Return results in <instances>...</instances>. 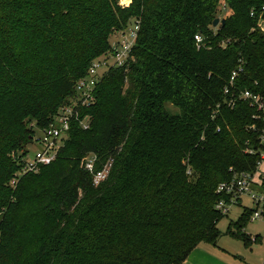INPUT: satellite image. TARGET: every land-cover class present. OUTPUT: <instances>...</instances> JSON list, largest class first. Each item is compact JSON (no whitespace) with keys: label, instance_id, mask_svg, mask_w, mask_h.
<instances>
[{"label":"trees","instance_id":"trees-1","mask_svg":"<svg viewBox=\"0 0 264 264\" xmlns=\"http://www.w3.org/2000/svg\"><path fill=\"white\" fill-rule=\"evenodd\" d=\"M263 8L264 0H0V264H184L197 247L216 246L225 217L217 187L230 168L254 171L259 159L245 149L259 147L264 123L247 103L226 106L224 90L242 66L238 87L264 94V33L251 17ZM135 20L128 66L104 76L57 159L13 186L35 129L76 102L78 81ZM250 216L228 229L246 244Z\"/></svg>","mask_w":264,"mask_h":264},{"label":"built area","instance_id":"built-area-1","mask_svg":"<svg viewBox=\"0 0 264 264\" xmlns=\"http://www.w3.org/2000/svg\"><path fill=\"white\" fill-rule=\"evenodd\" d=\"M226 11V8L223 7L220 19L224 18ZM262 11L260 15H257V12L253 10L251 17L258 18L257 28L264 33V8ZM140 24L139 20H135L125 30L117 32L111 42L110 53L95 60L89 67L87 75L76 84V102L64 106L48 127L35 129L33 144L36 145L37 150L31 157L29 152L21 159L16 157V160L22 164V169L16 174V179L12 181L13 186L16 185L17 178L29 173H37L42 166H48L57 159L63 141L69 135L72 120H79L80 108L89 107L94 103L95 91L104 76L112 69L128 66L137 43ZM195 40L197 44H201L203 38L201 35H197ZM243 73L242 66L232 72L224 90L225 104L229 108H234L239 102L247 103L255 111L254 118L264 123V94L254 90L240 89L238 81ZM217 112L215 111L214 115ZM214 115L213 119H215ZM82 125L84 129L89 128V123L86 121ZM251 128L256 130L254 126ZM220 130V128L217 129L218 132ZM259 140L257 149H245L246 154L259 157L255 170L229 169L230 177L220 183L216 190L220 196L216 210L226 217L234 207L241 206L243 200L247 198L252 206L249 209L251 212L250 222H260L264 225V174L261 172L264 165V129L261 131ZM95 160V157L87 158L86 169L92 172ZM110 169L111 163L106 164L102 170L95 174L94 183L98 185L106 179ZM258 239L260 238L251 237L252 243H256Z\"/></svg>","mask_w":264,"mask_h":264},{"label":"rangeland","instance_id":"rangeland-1","mask_svg":"<svg viewBox=\"0 0 264 264\" xmlns=\"http://www.w3.org/2000/svg\"><path fill=\"white\" fill-rule=\"evenodd\" d=\"M133 0H120V4L129 7ZM113 39V38H112ZM112 41V40H111ZM174 112V107L169 106ZM30 157L34 155L37 147L31 144L26 149ZM27 152H20V156H25ZM264 174V165L261 168ZM252 208L250 201L245 198L241 206L234 207L230 213L221 219L217 225L220 231V238L216 246L203 244L197 247L188 257V264H264V225L260 222H248L244 229V234L250 237H259L257 243L246 244L236 236V229L233 227L232 233L228 232L232 223H237Z\"/></svg>","mask_w":264,"mask_h":264},{"label":"water","instance_id":"water-1","mask_svg":"<svg viewBox=\"0 0 264 264\" xmlns=\"http://www.w3.org/2000/svg\"><path fill=\"white\" fill-rule=\"evenodd\" d=\"M225 23V19H220V18H216L213 22V27H218L219 24H224Z\"/></svg>","mask_w":264,"mask_h":264},{"label":"crops","instance_id":"crops-1","mask_svg":"<svg viewBox=\"0 0 264 264\" xmlns=\"http://www.w3.org/2000/svg\"><path fill=\"white\" fill-rule=\"evenodd\" d=\"M188 261V260H187ZM187 261H185V263L184 264H188L189 262H187Z\"/></svg>","mask_w":264,"mask_h":264}]
</instances>
